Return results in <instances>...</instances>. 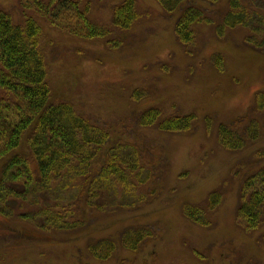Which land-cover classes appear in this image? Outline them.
<instances>
[{
    "label": "rangeland",
    "instance_id": "374dc122",
    "mask_svg": "<svg viewBox=\"0 0 264 264\" xmlns=\"http://www.w3.org/2000/svg\"><path fill=\"white\" fill-rule=\"evenodd\" d=\"M76 1L108 28L105 37L66 33L20 0H0V9L16 23L38 19L51 100L72 102L110 132L100 163L115 143L130 142L143 149V164L156 166L157 175L139 186L146 199L135 206L99 210L80 190L67 192L68 217L83 222L77 229L43 230L19 211L0 215V264H264V217L257 229L238 217L245 181L264 167V109L257 106L264 92V49L247 42L252 32L237 26L219 33L229 0H190L205 17L195 24L191 44L176 35L179 11H165L158 0H135L138 17L126 30L112 25L115 6L124 0ZM151 107L163 118L195 113L197 120L182 132L139 125L138 115ZM253 118L262 129L258 141L241 150L221 144L222 123L242 129ZM20 150L29 153L24 142ZM213 190H221L223 199L210 210ZM186 204L205 208L208 223L191 220ZM135 227L151 234L137 249L126 248L121 235ZM105 238L116 249L99 258L91 246Z\"/></svg>",
    "mask_w": 264,
    "mask_h": 264
},
{
    "label": "trees",
    "instance_id": "16d2710c",
    "mask_svg": "<svg viewBox=\"0 0 264 264\" xmlns=\"http://www.w3.org/2000/svg\"><path fill=\"white\" fill-rule=\"evenodd\" d=\"M20 1L71 35L96 39L108 34V28L91 20L88 9L76 0ZM158 1L169 13L179 11L176 35L181 43L191 44L195 24L205 19L204 9L190 0ZM137 17L135 0H124L115 6L112 25L126 30ZM237 26L252 32L247 42L255 49H264V0H229L218 30L222 34L226 28ZM41 37L42 26L34 16L16 23L9 12L0 9V215L12 216L19 211L20 216L43 230H72L83 222L68 217L70 207L66 205L70 204L64 202L67 192L80 190L88 205L99 210L135 206L146 199L143 193L138 194V188L156 177V166L146 168L143 149L130 142L115 143L101 156L104 162L100 163L98 156L109 144L110 132L77 112L72 102L51 100ZM257 106L264 109V92L257 95ZM196 120L195 113L163 118L159 108L151 107L138 115L137 123L164 132H182L190 130ZM261 134L260 122L255 118L242 129L224 123L219 126V140L231 150L245 148L249 142L258 141ZM23 142L27 154L20 150ZM260 151L264 157V148ZM222 199L221 190H213L207 198L208 209L214 210ZM184 212L197 223H208L203 207L186 204ZM238 217L249 229L261 226L264 167L245 181ZM150 234L147 227L128 228L121 242L126 248L137 249ZM115 249L116 243L109 238L91 246L99 258H108Z\"/></svg>",
    "mask_w": 264,
    "mask_h": 264
}]
</instances>
